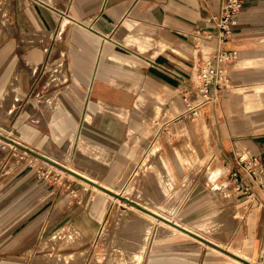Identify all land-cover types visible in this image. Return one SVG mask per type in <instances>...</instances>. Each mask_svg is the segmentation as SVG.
Here are the masks:
<instances>
[{"label": "crops", "instance_id": "obj_1", "mask_svg": "<svg viewBox=\"0 0 264 264\" xmlns=\"http://www.w3.org/2000/svg\"><path fill=\"white\" fill-rule=\"evenodd\" d=\"M242 1L220 42L195 34L222 0H0V118L18 142L56 149L114 192L133 184L145 200H130L235 255L168 225L146 245L135 226L104 237L127 257L146 249L143 264H264V180L237 157L264 170V0ZM220 51L237 56L223 65L229 82L205 97L201 70ZM29 167L0 168V264H28L60 226L84 242L74 252L84 258L112 194L77 185L85 195L64 187L63 199Z\"/></svg>", "mask_w": 264, "mask_h": 264}, {"label": "rangeland", "instance_id": "obj_2", "mask_svg": "<svg viewBox=\"0 0 264 264\" xmlns=\"http://www.w3.org/2000/svg\"><path fill=\"white\" fill-rule=\"evenodd\" d=\"M66 22V21H65ZM59 70L54 71V74H57ZM6 119L7 117H3ZM3 118H0V133L3 135L19 141L17 136L14 134V132L10 129L8 123L2 122L4 121ZM13 146L9 144L6 140L0 138V168L4 170H12L13 168H20L23 166H30L32 169H35L37 171V176L40 179L41 182H44L45 184H49L55 187L61 188V193L57 194H63V199L65 197H68L69 194H64L65 188H71L73 191L71 196L72 197H80L81 195L84 196L85 194H81L78 191V186H86L87 188H90V190H93L95 192L101 191L96 187L92 186L90 183L80 179L79 177L55 166L52 163H49L30 152L24 151L22 149L17 148L13 154H11V148ZM15 150V149H14ZM38 150V149H37ZM23 151V152H21ZM41 154H44L48 157L56 158L59 162L67 165L68 167L71 166V164L68 161V158L65 157L64 154L57 151L56 149L52 148L50 150L44 151V150H38ZM241 152L247 156V154L241 150ZM7 160V164L3 167V164ZM32 164V165H29ZM29 167V168H30ZM212 179V178H210ZM78 185V186H77ZM65 187V188H64ZM133 187V188H132ZM132 189V190H130ZM135 189L134 185L132 184L130 187H127L125 189H116L120 192L121 195L125 196L128 194L131 195L130 199H135L143 202L145 199L143 195L139 191H133ZM129 190V191H128ZM117 191V192H118ZM126 195H125V194ZM106 196L108 197L109 202V209L106 216V219L103 221V225L101 229L99 230V238L97 237L96 241L88 242L87 245V255L84 256V258L80 257V255L74 252L76 249H79L81 244H84L75 241V240H65L66 238L70 236H74L71 232L68 231L62 226L56 228L55 235H52L54 238L51 240H42L40 242V253L38 256V253L36 251V254H34L33 258V251L30 250L27 254V260L28 264H32L33 259L36 264H79V262L82 261L84 264H132L133 261H135V264H143L146 259V249H142V255L141 256H134V257H127L124 255V252L126 250H123L122 245H118L117 242L113 241H104V237L107 234H111V232L115 233H126L127 231H134V227L138 229V231L143 235L142 243L144 245L147 244V242L152 243L154 237L158 235V232L161 231L164 227H168L166 224L159 221V219L151 218V223L148 222H141V224L135 225L134 223L130 222L128 218H137V216L143 215L146 216V218H150L145 213L140 211L139 209L135 207H131L128 203H125L124 201H121V199L116 198L115 196L109 195L107 193ZM134 194V196H133ZM88 195V194H87ZM158 210V209H157ZM160 211V210H159ZM161 214H164L163 211H161ZM132 219V220H133ZM153 219V220H152ZM138 220V219H137ZM162 221V220H161ZM149 224V225H148ZM130 226V230L128 229ZM157 228V229H156ZM157 230V231H156ZM151 236V237H150ZM81 243V244H80ZM116 245V250L111 251L109 248V245ZM53 250L51 256H48V250ZM37 250V249H36ZM72 252L73 256H66L64 253ZM121 254V255H118Z\"/></svg>", "mask_w": 264, "mask_h": 264}, {"label": "built area", "instance_id": "obj_3", "mask_svg": "<svg viewBox=\"0 0 264 264\" xmlns=\"http://www.w3.org/2000/svg\"><path fill=\"white\" fill-rule=\"evenodd\" d=\"M243 8L242 0H222L221 13L213 17L211 27L198 29L195 34L196 38L212 39L217 37L220 42H225L232 36L233 27L237 23L238 15ZM236 57L234 51H220L214 58L215 64L210 61L207 66L203 67L200 79L201 89L205 97H209L208 90L211 85L215 89L221 90L229 82L226 68H223V65L234 61ZM218 64H222V67H219ZM237 157L239 164L245 167L255 180H264V170L256 157L249 158L241 151L237 152ZM233 176L239 180L237 172H234ZM261 184L263 185V183ZM238 187H244L242 180L238 181Z\"/></svg>", "mask_w": 264, "mask_h": 264}, {"label": "water", "instance_id": "obj_4", "mask_svg": "<svg viewBox=\"0 0 264 264\" xmlns=\"http://www.w3.org/2000/svg\"><path fill=\"white\" fill-rule=\"evenodd\" d=\"M0 138H2V139H4V140H7V141H9V142H11V143H13L15 146H19L20 148H23L24 150H26V151H28V152L34 154L35 156H37V157H39V158H41V159H43V160H45V161H47V162H49V163L54 164L55 166H57V167H59V168L65 170V171H67V172H69V173H71V174H73V175H75V176L81 178L82 180H84V181H86V182H88V183H90V184H92V185H94V186H96V187H98V188H100V189H102V190H104V191H106V192H108V193H110V194H112V195H114V196L120 198V199H124L125 201H127V202H129V203H131V204H134L135 206H137V207H139V208L144 209L145 211H147L148 213L152 214L153 216L157 217L158 219H160V220H162V221H165V222H167V223H169V224H171V225H173V226H175V227H177V228H179V229H181V230H183V231H185V232H187V233H190V234L193 235V236H196V237H198V238H201V237H199L197 234H195V233H193V232L187 230L186 228L180 226V225L177 224L176 222H173V221H171V220H169V219H167V218H165V217H163V216H161V215H159V214H157V213H155V212H153V211H151V210H148V209H146V208H143V207L140 206L137 202H135V201H133V200H130L129 198H127V197L121 195L120 193H118V192H114L113 190H110V189H108V188H106V187H104V186L98 184L97 182H95V181H93V180H91V179H89V178H87V177H85V176H83V175L77 173L76 171L72 170L71 168H69V167H67V166H64L63 164H61V163H59V162H57V161H55V160H53V159H51V158H49V157L43 155V154H41L40 152H38V151H36V150H33V149H31V148H28V147L25 146L24 144H22V143H20V142H18V141H16V140L11 139V138H9V137L3 135L2 133H0ZM201 239H203V238H201ZM203 240H204L205 242H207V243H210V244H212V245L218 247L219 249L223 250L224 252H227V253H229V254L235 256V255L232 254L231 252H229V251H227V250H225V249L219 247L218 245H215V244L209 242L208 240H205V239H203ZM239 259H241V258H239ZM246 262H247V261H246Z\"/></svg>", "mask_w": 264, "mask_h": 264}, {"label": "bare ground", "instance_id": "obj_5", "mask_svg": "<svg viewBox=\"0 0 264 264\" xmlns=\"http://www.w3.org/2000/svg\"><path fill=\"white\" fill-rule=\"evenodd\" d=\"M66 19V18H65ZM129 20V19H128ZM67 21V20H66ZM127 23H128V21H127ZM136 24V23H135ZM133 27V26H132ZM4 119V118H3ZM7 119V118H6ZM7 141V140H6ZM7 142H9V141H7ZM9 144H11L13 147L11 148V154H13V152H15L16 150H17V148L19 147V146H15L13 143H11V142H9ZM23 144V143H22ZM15 149V150H14ZM19 149H22V150H24L23 148H20L19 147ZM24 151H26V150H24ZM21 152H23V151H21ZM28 152V151H27ZM32 154V153H31ZM34 155V154H33ZM44 155V154H43ZM48 157V156H47ZM49 158H51V159H53V160H55V161H57V162H59L56 158H53V157H49ZM59 163H61V162H59ZM61 164H63V163H61ZM64 166H67V165H65V164H63ZM68 167V166H67ZM70 168V167H69ZM73 169V168H72ZM74 170V169H73ZM74 171H76V170H74ZM221 171V170H220ZM216 172V171H215ZM211 173V172H210ZM214 173V172H213ZM208 175V174H207ZM215 175H216V173H215ZM218 175V174H217ZM214 177H216V176H214L213 174H210V178H214ZM87 178H89V176H87ZM217 178V177H216ZM215 178V179H216ZM81 179V178H80ZM212 183H213V181H212ZM133 188V187H132ZM130 190H132V189H130ZM129 191V190H128ZM125 194V193H124ZM127 194V193H126ZM125 194V195H126ZM133 196H134V194H133ZM126 197L127 198H131V195L129 194V192H128V194L126 195ZM136 201V200H135ZM137 201H139V200H137ZM139 202H141V203H143L142 201H141V199H140V201ZM140 203V204H141ZM147 206V205H146ZM146 208H149L150 210H152L153 212H155V213H157V214H159L160 215V213H161V211H159V210H157V209H155L154 207H152V206H147ZM146 213V212H145ZM148 214V213H147ZM164 214H162V216H163ZM166 215V214H165ZM168 215V217L167 218H169V219H171L172 220V218H173V216L171 215V214H167ZM152 218H154V219H157L156 217H154L153 215H150ZM150 217V218H151ZM175 218V217H174ZM153 220V219H152ZM160 222H162V223H164V224H166V225H168V226H170L171 228H173L174 230H177V231H180L179 229H177V227H175V226H172L171 224H169V223H167V222H165V221H161L160 220ZM143 223V222H142ZM149 225V224H148ZM157 229V228H156ZM157 231V230H156ZM177 233V232H176ZM151 237V236H150ZM174 239V238H173ZM172 239V240H173ZM170 242V241H169ZM173 242V241H172ZM150 244V243H149Z\"/></svg>", "mask_w": 264, "mask_h": 264}]
</instances>
